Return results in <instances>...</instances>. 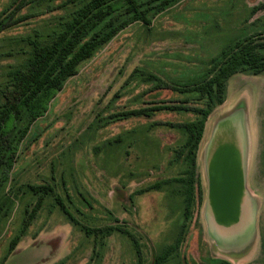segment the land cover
I'll return each instance as SVG.
<instances>
[{"label":"rangeland","instance_id":"374dc122","mask_svg":"<svg viewBox=\"0 0 264 264\" xmlns=\"http://www.w3.org/2000/svg\"><path fill=\"white\" fill-rule=\"evenodd\" d=\"M12 1L0 0V20L9 18L0 32V102L9 72L27 65L33 43H50L74 9L62 6L65 0H31L30 8ZM263 3L181 0L149 24L123 29L83 62L0 174V200L12 201L0 215V264H158L170 248L162 264H264V73L231 77L226 101L208 118L198 152L203 200L194 220H186L172 185L148 191L176 176L173 153L185 139L180 126L193 116L173 109L124 115L190 98L180 89L206 78L220 48L264 38V9L252 13ZM238 108L250 135L248 187L258 212L251 245L231 254L208 231L202 154L218 122ZM42 185L53 193L21 233L37 200L29 187ZM16 236L21 240L10 252Z\"/></svg>","mask_w":264,"mask_h":264},{"label":"trees","instance_id":"16d2710c","mask_svg":"<svg viewBox=\"0 0 264 264\" xmlns=\"http://www.w3.org/2000/svg\"><path fill=\"white\" fill-rule=\"evenodd\" d=\"M180 1L86 0L81 3L77 0H65L62 6L74 9L63 22L61 21V27L54 39L47 44L33 43L27 65L9 72V82L1 92L0 174L7 164L11 166L13 163L15 150L21 138L46 113L54 95L63 89L70 78L77 75L83 62L91 59L101 47L123 29L136 22L149 24L151 16L160 14ZM12 2L17 4L20 2L19 5L16 4L17 8H30L32 3L31 0H13ZM262 9H264V3L253 7L252 13L256 14ZM8 23L9 18L0 20V32L9 26ZM263 73L264 38L256 40L251 36L240 39L226 47L217 58L211 60L208 75L202 82L190 88L180 89L183 93H192L190 98L180 100L173 106L157 104L159 106L124 114L125 116H142L148 115L149 111L173 109L176 112H190L193 116L191 120L180 126L185 139L181 148L173 153L174 168L177 169L176 176L170 181H161L148 188V191H159L165 185H172L173 191L186 204L184 210L186 220L190 221L191 218L194 220V217L190 215L193 212L195 214L197 206L203 200V184L201 177L198 176V151L209 116L227 99V81L238 74L259 76ZM29 189L37 200L34 208L26 211L27 217L21 233H24L36 218L43 199L53 193L51 185L30 186ZM145 191L141 189L139 194ZM2 199L0 215L12 204L8 198ZM56 202L71 218L72 216L60 200ZM91 231L99 232L96 229H88L89 233ZM20 240L21 236L14 238L10 252L15 250ZM174 250L170 248L158 256L156 260L158 264L164 263Z\"/></svg>","mask_w":264,"mask_h":264},{"label":"water","instance_id":"95a60500","mask_svg":"<svg viewBox=\"0 0 264 264\" xmlns=\"http://www.w3.org/2000/svg\"><path fill=\"white\" fill-rule=\"evenodd\" d=\"M240 108L222 118L202 158L208 196L205 220L223 252H244L252 243L258 204L248 187L250 135Z\"/></svg>","mask_w":264,"mask_h":264},{"label":"crops","instance_id":"0c3cea01","mask_svg":"<svg viewBox=\"0 0 264 264\" xmlns=\"http://www.w3.org/2000/svg\"><path fill=\"white\" fill-rule=\"evenodd\" d=\"M221 49L224 50L225 48L223 47V48H220V50H221ZM222 50H221V51H222ZM221 51H220V53H221ZM215 57H216V56H215ZM211 59H212V58H211ZM208 61H210V60H208ZM208 61H207V60H203L202 63L207 64ZM191 76H192V75H190L189 77H191ZM205 131H206V129H205ZM204 136H205V134H204ZM203 139H205V138L203 137ZM203 141H204V140H202V143H203ZM209 141H210V137H209L208 142H209ZM202 143H201V144H202ZM200 146H201V145H200ZM199 150H200V149H199ZM198 152H199V151H198ZM198 157H199V153H198ZM197 162H198V161H197Z\"/></svg>","mask_w":264,"mask_h":264}]
</instances>
